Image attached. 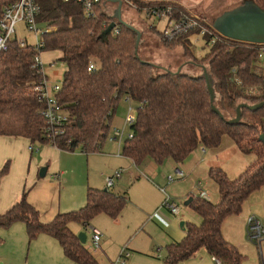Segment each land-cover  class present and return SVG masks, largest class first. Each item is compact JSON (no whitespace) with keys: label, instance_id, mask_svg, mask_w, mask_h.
<instances>
[{"label":"trees","instance_id":"obj_1","mask_svg":"<svg viewBox=\"0 0 264 264\" xmlns=\"http://www.w3.org/2000/svg\"><path fill=\"white\" fill-rule=\"evenodd\" d=\"M15 1L0 0V13ZM36 1L41 7L38 20L48 28L42 37V51H60V60L66 66L56 96L68 121L60 126L59 134L48 136V123L41 113L43 105L35 90L42 75L32 67L37 51L32 45L21 47L12 41L0 55V136L24 137L32 143L52 144L70 151L80 149L87 154L100 152L123 98L136 102L137 108L136 120L130 125L131 136L124 139L121 153L137 165L147 159L162 163L172 158L182 162L200 146L218 147L223 136L229 135L243 152L256 150V162L236 178H230L217 166L210 168L219 201L193 198L190 206L202 221L188 224L185 238L166 247V260L177 263L206 248L224 264H240L244 255L225 239L223 222L241 213L245 201L264 186V106L257 110L244 107L240 122L228 121L236 117L239 104L264 102V70L258 64L264 44L238 41L218 33L219 39L212 45L208 36L203 37L209 48L202 58H197L194 32L168 42L158 31L164 44L180 43L191 64L205 66L213 79L212 100L204 74L193 76L183 70L177 73L143 61L138 53V34L133 29L118 23L108 31L111 23L118 21L116 15L104 10L109 1L97 3L93 15L77 0ZM123 1L137 5L139 10L165 3L183 9L174 2ZM255 2L264 9V0ZM91 62L95 69L89 71ZM9 171L7 162L0 169V185ZM126 202V193L89 187L85 206L59 213L44 223L40 211L29 203L24 192L18 202L0 213V226L24 221L30 238L50 234L77 263L99 264L70 224L79 222L86 226L99 213L117 217Z\"/></svg>","mask_w":264,"mask_h":264},{"label":"crops","instance_id":"obj_2","mask_svg":"<svg viewBox=\"0 0 264 264\" xmlns=\"http://www.w3.org/2000/svg\"><path fill=\"white\" fill-rule=\"evenodd\" d=\"M140 1L148 3L170 0ZM189 13L198 15L191 11ZM113 123L111 130L114 127ZM122 144L123 142L109 141L100 152L87 154L80 149L70 151L52 144L32 143L24 137L0 136V169L7 162L10 163V171L0 185V213L10 209L21 199L22 194L27 192L29 203L40 211L41 221L48 223L59 213L74 211L85 206L89 187L111 189L117 194L126 193L127 202L117 217L99 213L90 220L89 225L98 228L103 234L101 247L98 250L93 251L91 248V232L89 237L86 231L87 241L84 243L99 264L115 263L121 259L123 249L126 251L127 258L124 263L119 264H216L206 248L199 249L190 258L177 263H169L166 260V247L185 238L188 224H200L202 221L190 204H185L186 207L181 208L175 196L177 194L170 195L180 206L179 215L173 214L164 206L166 193L168 194L167 191L172 185L168 183L167 177L174 174L176 167L184 169L187 173L185 178L177 181L184 180L187 183L191 176L198 179L197 165L201 162L197 153L198 148L182 162H176L172 158L162 163L147 159L141 165H137L132 159L122 155ZM32 145L34 148H31ZM38 145H41V148H38ZM199 148L206 149L202 146ZM18 165L21 169L29 168L30 172L32 171V184L29 190H27V184H23L25 171L16 172ZM84 165L85 170L89 169V174L82 178L80 174ZM211 167L213 166L210 165L208 171ZM44 168L45 174L41 175ZM117 171H121V176L114 179L112 187L116 190L112 187L108 188L107 177L115 175ZM126 172L130 173L133 180L135 179L130 194L128 190L122 191L118 185ZM203 181H201V186L209 191ZM65 193H69L68 197H65ZM253 214L264 220L263 211ZM246 217V214L242 216L239 228L246 229L247 232ZM181 221L185 222L184 226L181 225ZM78 223L70 224V228L77 235L85 231V225L81 223L75 225ZM223 235L228 242L237 247L232 242L236 240L230 241L231 239L226 236L224 227ZM260 258L264 264V255ZM0 264L79 263L66 255L56 237L40 233L30 238L26 223L15 221L9 226H0Z\"/></svg>","mask_w":264,"mask_h":264},{"label":"rangeland","instance_id":"obj_3","mask_svg":"<svg viewBox=\"0 0 264 264\" xmlns=\"http://www.w3.org/2000/svg\"><path fill=\"white\" fill-rule=\"evenodd\" d=\"M175 1H178L177 3L181 5L185 11H191L198 14L200 17L205 18L214 27L213 22L217 16L221 15L225 11L232 10L242 5L244 0ZM167 2L173 1L170 0ZM109 3L110 4H107L104 7V10H106L111 15H116L117 4L112 2ZM122 17L125 21L132 24L143 34L138 47L139 56L143 59V61L147 60L157 67L167 68L174 72H178L181 69L183 70V72H186L193 76H201L205 74V66L191 64L192 61L184 56L183 47L180 43H176L171 46H167L166 44H164V42L158 35V31H161L164 28V21H159L154 17H148L145 12L137 9L136 7H134V5L130 4V2L127 1L124 2L122 8ZM19 28L21 33L20 37H26L28 42L35 43L34 35L28 32L25 25H20ZM192 41L194 44L193 49L195 55L197 56V58H202L206 54L209 47H206L203 38H200L197 35H194L192 37ZM60 55L61 52L59 51H44L42 53V61L44 62L46 73L48 74L50 84L52 85L55 83L62 84L64 72L66 70L65 64L60 60ZM258 64L264 70V52L259 59ZM130 107L134 109V113L136 115V102L127 100L126 98H123L119 102L118 109L114 117V127H124L127 115L130 111ZM130 133L131 128L128 125L125 129V138L128 137ZM108 143L109 140L106 139L103 143L102 149H104L105 145ZM40 146L38 145L37 147L41 148ZM197 151L201 159L200 164L197 165V175L199 176L198 179H196L195 176H191L190 180L187 183L184 180L176 181L172 183L169 191H167L169 195L177 194L175 196L182 209L186 207L185 202L189 197L197 196L196 184L200 180L203 181L202 179H204V186L207 187L211 193V201H219L218 186L208 176V169L210 165L217 166L223 169L226 172L227 176H229L230 178H236L246 168L256 162L258 154L256 150L250 153L243 152L229 135L223 136L222 142L218 147L206 148L205 150H202V148H198ZM84 167L86 166H83L82 172L80 174L82 178L89 174V169L85 170ZM21 171H25L23 184H27V190H29L32 184V171L30 172L29 168L21 169V167L19 166L16 172L21 173ZM34 174L36 175V172ZM26 178H28V181H26ZM134 180L131 177L130 173L126 172L118 185H120L122 191L128 190L130 194V189L132 188V183ZM112 189H115V187H112ZM117 189L119 188L117 187ZM68 194L69 193H65V197H68ZM261 211L264 212V186L251 194V196L245 201V206L243 207L240 214L229 216L224 221L223 227L226 230V236L231 239L230 241L234 239L236 240V242H232L237 245V248H239L241 253L244 255L241 264H263L260 258L261 253L258 249L257 244L249 240L248 231L246 232V229L239 228V221L242 219L243 215L246 214L247 219L254 212L259 213ZM197 215L200 218V215ZM75 225H79V223ZM84 227V232L86 233L87 231L90 237V229L87 228V225Z\"/></svg>","mask_w":264,"mask_h":264},{"label":"built area","instance_id":"obj_4","mask_svg":"<svg viewBox=\"0 0 264 264\" xmlns=\"http://www.w3.org/2000/svg\"><path fill=\"white\" fill-rule=\"evenodd\" d=\"M70 1V0H65ZM82 3L86 12L89 15H93L94 8L97 3L102 0H77ZM131 4V3H130ZM134 5L137 9H140L137 5ZM148 17H154L159 21H164V28L161 30L164 40L168 42L175 41L178 37L194 32L200 38L204 36L209 37V44L216 43L219 39V31H215L214 27L205 19L198 15L191 14L184 9L178 8L175 4H151L141 8ZM41 13V7L36 0H17L4 7L0 13V55L8 50L12 41H17L21 47L28 45L34 46L37 51L33 58V68H37L42 75V79L35 86V90L38 92L39 100L42 103V116L48 123V136L53 138L60 132V126L68 121V114L63 110L61 104L57 99V93L61 88V84H50L49 76L46 73L44 62L42 61V49H43V35L48 31V28L42 25L38 17ZM20 25H25L28 32L35 37V43L28 42L27 38L20 37ZM264 52V51H263ZM95 69V64L91 62L89 64V71ZM136 120L134 109L130 107V111L127 115L125 125L123 128L113 127L108 135L109 141H118L122 143L125 138V129L129 125H132ZM128 136H131L129 134ZM34 148V145L31 146ZM187 173L184 169L176 167L174 174L167 177L168 183H173L178 179L185 178ZM121 171H117L115 175L108 176L106 179L107 187L110 188L114 185L115 177H120ZM201 181L196 184L197 196L206 200H211V193L206 188L201 186ZM164 206L175 215L180 214V206L173 198L166 193ZM90 229L91 235V248L93 251L98 250L101 246L102 232L91 225H87ZM247 231L248 238L255 242L263 257L264 255V220L253 214L247 218ZM127 258L125 249L121 253V259H118L113 264L124 263ZM213 260L216 264H224L223 261L216 256H213Z\"/></svg>","mask_w":264,"mask_h":264},{"label":"water","instance_id":"obj_5","mask_svg":"<svg viewBox=\"0 0 264 264\" xmlns=\"http://www.w3.org/2000/svg\"><path fill=\"white\" fill-rule=\"evenodd\" d=\"M109 2L117 4L116 18L117 22L111 23L108 27V31H111L118 23L123 24L133 29L137 34V45L139 46L143 34L136 29L132 24L125 21L122 17V8L124 5L123 0H107ZM214 27L224 36L249 43L264 44V9L261 8L255 0H244L243 4L229 11H225L221 15L217 16L213 22ZM205 78L207 86L211 94L212 100L215 99V90L213 87V79L205 68ZM181 69L177 72L180 73ZM264 106V102L257 103L255 105H249L246 103L239 104L237 107V115L235 118L230 119V124L238 123L242 118V108L247 107L252 110L260 109ZM214 111L222 116L221 111L212 105ZM263 139V136H261ZM45 168L42 169L41 175L45 174ZM107 190V189H105ZM193 201V197H190L185 204L189 205ZM181 225L184 226L185 222L181 221ZM78 237L82 243H86L87 234L81 232Z\"/></svg>","mask_w":264,"mask_h":264}]
</instances>
